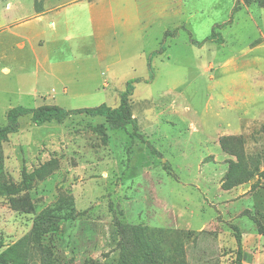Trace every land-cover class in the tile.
<instances>
[{"label":"rangeland","instance_id":"1","mask_svg":"<svg viewBox=\"0 0 264 264\" xmlns=\"http://www.w3.org/2000/svg\"><path fill=\"white\" fill-rule=\"evenodd\" d=\"M8 1L0 0L1 19L12 13ZM178 21L185 26L174 29ZM118 45L102 61H77L53 91L36 92L29 76L0 75V127L15 106L116 107L136 80L125 129L85 113L39 126L19 118L0 149L5 176L23 191V173L42 172L28 190L34 212L0 195V253L24 238L29 264H115L118 220L142 227L164 264H235L236 225L244 263L264 264V235L242 214L264 223V8L188 0L177 20L156 17L139 42L124 35ZM238 157L252 176L227 188ZM43 211L59 224L35 238L33 219Z\"/></svg>","mask_w":264,"mask_h":264},{"label":"crops","instance_id":"2","mask_svg":"<svg viewBox=\"0 0 264 264\" xmlns=\"http://www.w3.org/2000/svg\"><path fill=\"white\" fill-rule=\"evenodd\" d=\"M187 3L188 0L8 1L5 10L12 13L0 18V75L18 74L23 80L29 76L36 92L45 88L53 91V82L72 73L77 61H102L115 55L124 35L139 42L154 18L168 16L177 20ZM180 25L185 26L178 21L174 29ZM187 32L194 44L198 39Z\"/></svg>","mask_w":264,"mask_h":264},{"label":"trees","instance_id":"3","mask_svg":"<svg viewBox=\"0 0 264 264\" xmlns=\"http://www.w3.org/2000/svg\"><path fill=\"white\" fill-rule=\"evenodd\" d=\"M246 4L256 2L264 8V0H244ZM192 42H195L191 39ZM135 79L127 81L125 90L120 94L119 104L116 107H110L104 103L95 107H83L77 109H65L57 104H41L37 107L15 106L7 112V124L0 127V149L2 143L7 141L9 135L19 131V118L24 115H30V120L35 125H42L46 122H62L74 114H87L89 116H102L107 124L113 129H125L132 122V113L129 103V96L133 90ZM98 131L106 139V127L104 124H98ZM135 135H140L134 132ZM141 136V135H140ZM221 144L224 146V139ZM42 171H35L27 174L23 173V191L9 182L4 172V156L0 150V195L6 196L12 209L32 213L34 204L28 193L33 188L36 176ZM259 175L264 177V168L259 171ZM251 171L247 164L238 157L236 162L231 163L230 169L226 174V186H232L250 179ZM19 192H22L19 194ZM242 214L247 215L255 224L259 234L264 235V223L261 219L251 214L249 210H244ZM59 224V219L48 213L40 212L34 216L31 233L33 237L38 238L42 234L54 231ZM118 236L117 248L119 251L115 264H164V258L161 256L158 246L151 245L144 236V229L140 226L129 225L116 220L114 222ZM235 231V240L237 244L235 264H245L243 261L242 236L238 226L233 225ZM26 239L22 238L16 243L9 245L0 253V264H29L28 246ZM86 264H99L95 261Z\"/></svg>","mask_w":264,"mask_h":264}]
</instances>
